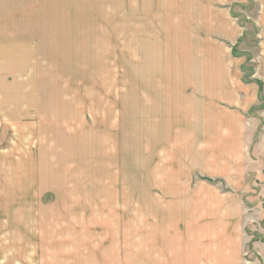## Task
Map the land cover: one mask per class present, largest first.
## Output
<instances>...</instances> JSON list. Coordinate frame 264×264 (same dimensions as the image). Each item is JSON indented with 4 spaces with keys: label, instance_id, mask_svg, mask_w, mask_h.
<instances>
[{
    "label": "rangeland",
    "instance_id": "obj_1",
    "mask_svg": "<svg viewBox=\"0 0 264 264\" xmlns=\"http://www.w3.org/2000/svg\"><path fill=\"white\" fill-rule=\"evenodd\" d=\"M125 4L0 0V264H27L29 232L40 236L39 245L50 248L47 258L59 264L66 232L70 257L75 247L98 244L107 222L141 216L152 220L160 210L157 194L167 193L156 190L162 183H179L181 199L187 189L204 187L201 192L212 196V233L218 234L219 220L227 216L229 231L238 234L245 226L251 236L237 260L228 263L264 264L252 251L257 242L264 243V202L257 189L245 192V207L239 203L227 210L217 197L232 182L217 173L216 157L230 155V143L215 141L221 130L217 120L206 128L188 124L202 103L218 119L215 105L234 99L235 91L229 96L216 80L203 95L196 89L197 79L189 83L187 53L198 55L204 47L173 46L171 51L141 45L139 35L127 40L134 33L126 26L140 27V21L125 14ZM245 8L253 14L256 5L249 2ZM130 10L139 9L128 6L126 12ZM252 18H240L249 29L231 46L226 63L208 64L205 71L219 75L227 65L239 86L259 88L258 103L264 105V48ZM175 54L181 56L178 64ZM192 129L207 131V141L195 139ZM203 148L206 159L199 157ZM247 178L253 187L255 177ZM187 201H181L177 213L181 231L192 220L203 231V214L187 211ZM137 232L131 233L133 241ZM214 238L211 264H216ZM201 251L197 243L195 264H203Z\"/></svg>",
    "mask_w": 264,
    "mask_h": 264
},
{
    "label": "crops",
    "instance_id": "obj_2",
    "mask_svg": "<svg viewBox=\"0 0 264 264\" xmlns=\"http://www.w3.org/2000/svg\"><path fill=\"white\" fill-rule=\"evenodd\" d=\"M249 2H254L256 5L253 14H249L245 8ZM125 5L127 7L125 14L138 16L140 21V27L136 24L126 26L125 31L134 33L127 36V40L135 41L139 35L141 45L154 46V48L170 47L171 51L175 49L173 46L205 48L204 52H198V55L187 53V61L191 63V70L188 71L189 83L190 80L197 79L196 89L204 95L207 94L206 87H212L211 84L214 81L220 80V89L227 90L229 96L234 90L236 97L234 99L230 97L226 102L228 105L226 103V105H215L220 108L218 119L211 118L210 105L199 104L202 105L198 108L200 113L194 118H189L188 124L191 128H206L211 125V120H217L221 130H217V133L214 131L215 141L230 143L233 152L230 155L226 153L216 157L219 160L217 173L232 182L229 183L228 190L222 188L226 192L218 194L217 197L227 210L229 206H238L239 203L244 206L243 198L250 187L251 190L257 189L259 199L264 202V105L258 103L259 88H248L244 84L242 87L239 86L236 81L234 82L233 71L227 65L224 66L223 71L220 70L219 75L218 71L215 75H207L205 71L206 65L218 64V67H221V63H226V59H229L231 46L237 44L249 29L240 21L245 14L247 18L253 16L259 30L260 45L264 48V0H126ZM128 6L130 9L133 7L139 10L138 12L130 10L128 13L126 12ZM144 39L149 42L143 43ZM220 49H223V54ZM155 54H158V49L155 50ZM180 58L179 54L176 55L177 64ZM169 61L172 64L175 63L174 53ZM182 61L184 62V58ZM174 68L176 63L171 70L172 73L175 71ZM261 79L264 82V68ZM254 107L257 109L251 112ZM192 135L194 138L198 136L199 142L205 143L208 139L205 130L196 133L192 129ZM200 154V158L206 159L205 148ZM249 175L255 177L253 187L247 182ZM156 187L157 191L167 193L157 194L156 203L160 210L157 208L152 220H148L147 216H141L137 220L125 217L118 221L114 220L113 223L107 222L106 230L102 224L105 233L99 232V234L103 233L100 236V242L98 244L87 242L88 249L75 247V256H72L71 252L70 257H68L69 242L68 232H66V242L60 243L59 264H195L197 243L203 246V251L198 254L199 260L203 264H211L213 236H216L214 238L216 239L214 241L216 264H230L229 261L237 260L240 248L248 245L251 236L245 233V226L244 232L238 234L229 231L227 216H221L218 234L212 233L214 229L210 220L212 196L201 192L204 187L199 186V191L195 187L191 189L192 191L187 189V197L182 199L179 183H162L157 184ZM184 199L188 200L183 204H187L184 206L189 208L187 211L203 214V231L196 230V220H192L181 231L177 213ZM95 232L98 234V231ZM136 232L139 236H135L136 239L133 241L131 233L136 235ZM28 239L27 264H53L52 260L47 258L50 248L44 249L46 244L43 247L39 245L41 244L40 236L37 237L35 232H29ZM30 239H32L31 242ZM48 245L52 247V243ZM180 245L187 250L183 249L181 252ZM252 251L264 259V243L257 242V245L252 246Z\"/></svg>",
    "mask_w": 264,
    "mask_h": 264
}]
</instances>
